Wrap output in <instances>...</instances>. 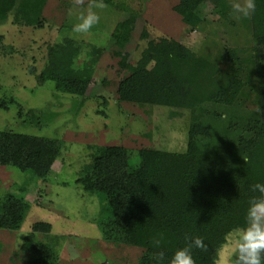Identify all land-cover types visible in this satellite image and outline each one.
I'll return each mask as SVG.
<instances>
[{
    "label": "trees",
    "instance_id": "trees-1",
    "mask_svg": "<svg viewBox=\"0 0 264 264\" xmlns=\"http://www.w3.org/2000/svg\"><path fill=\"white\" fill-rule=\"evenodd\" d=\"M97 1L129 10L113 0ZM44 2L0 0V23L14 15L16 25L43 27L39 17ZM208 4L234 23L229 0H179L175 10L195 31L204 22L201 10ZM136 19L133 14L117 26L114 38L120 49L128 43ZM242 22L254 38L253 46L221 53L224 69L166 38L150 42L136 65L129 63L127 54H116L120 67L129 72L118 85L121 102L191 112L185 153L144 148L137 151L139 163L133 166L134 153L125 147L90 146L92 163L77 180L84 192L101 201L97 226L104 238L144 250L138 264H170L175 251L195 237L206 246L192 248L196 264H214L217 250L245 226L250 199L260 195L252 186L264 183V0H256L254 15ZM91 55L75 67L80 56L75 41L67 38L50 47L47 69L63 74L55 82L56 91L86 97L101 59L96 51ZM155 64L160 69L154 72ZM247 87L257 91L259 107L245 113L215 109L240 106ZM6 103L0 107L8 109ZM61 150L58 140L0 132V167L30 175L15 191L0 195V230L21 228L36 169L50 170ZM52 229L46 222L34 224L14 254V264L18 259L25 264H59L57 247L36 238L37 233L51 234ZM161 253L163 259H157Z\"/></svg>",
    "mask_w": 264,
    "mask_h": 264
},
{
    "label": "rangeland",
    "instance_id": "rangeland-1",
    "mask_svg": "<svg viewBox=\"0 0 264 264\" xmlns=\"http://www.w3.org/2000/svg\"><path fill=\"white\" fill-rule=\"evenodd\" d=\"M113 1L129 10L109 4L100 8L97 0H45L39 17L43 27L16 25L14 15L0 23V105L5 101L8 108L0 107V132L53 139L62 144L53 167L35 171L21 228L0 230V264H14L12 258L20 251L23 237L38 222L52 225L51 234L37 233L36 238L57 247L59 264H138L144 250L104 238L97 226L101 201L84 192L77 180L92 163L90 146L125 147L134 153L133 166L139 163L140 149L185 153L191 112L121 102L118 85L129 72L120 67L121 58L116 54H127L129 63L136 65L150 42L166 38L211 58L224 69L221 53L253 46L254 38L242 18L232 15L234 23L230 24L210 4L202 8L204 22L193 31L175 10L179 0ZM88 10L98 13L99 23L88 33H74L77 17ZM133 14L137 17L134 29L125 48L120 49L114 33ZM67 38L80 49L75 67L82 66L95 51L101 54L85 98L56 91L55 82L63 74L47 69L50 47ZM151 69L158 71L160 65H152ZM260 105L257 91L247 87L240 106L215 109L245 113ZM29 176L11 166L0 167V195L15 191L14 187L23 185ZM237 236L238 232L232 234L223 247L229 264L235 255ZM17 263L25 261L18 259Z\"/></svg>",
    "mask_w": 264,
    "mask_h": 264
},
{
    "label": "clouds",
    "instance_id": "clouds-1",
    "mask_svg": "<svg viewBox=\"0 0 264 264\" xmlns=\"http://www.w3.org/2000/svg\"><path fill=\"white\" fill-rule=\"evenodd\" d=\"M97 7L102 8L103 3H98ZM232 13L236 18L250 19L256 11V0H231ZM78 23L74 24L73 32L77 34L88 33L94 25L100 21V16L96 11L88 10L81 13ZM137 59L140 56L137 55ZM254 192H259V196L250 199L245 214V226L238 229L234 258L231 264H264V183H256L252 186ZM189 240V237H185ZM155 244L159 246L160 241ZM204 249L206 246L199 237L191 239V242L184 248L175 251L170 264H196L192 254V248ZM163 253L157 259H163ZM214 264H229V259L225 256L223 247L217 250Z\"/></svg>",
    "mask_w": 264,
    "mask_h": 264
}]
</instances>
